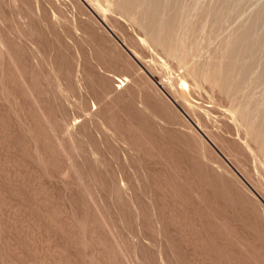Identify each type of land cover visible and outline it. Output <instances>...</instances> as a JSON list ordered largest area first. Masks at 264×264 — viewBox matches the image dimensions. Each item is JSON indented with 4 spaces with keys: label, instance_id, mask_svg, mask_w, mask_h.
<instances>
[{
    "label": "rangeland",
    "instance_id": "rangeland-1",
    "mask_svg": "<svg viewBox=\"0 0 264 264\" xmlns=\"http://www.w3.org/2000/svg\"><path fill=\"white\" fill-rule=\"evenodd\" d=\"M0 264H264V0H0Z\"/></svg>",
    "mask_w": 264,
    "mask_h": 264
},
{
    "label": "bare ground",
    "instance_id": "bare-ground-1",
    "mask_svg": "<svg viewBox=\"0 0 264 264\" xmlns=\"http://www.w3.org/2000/svg\"><path fill=\"white\" fill-rule=\"evenodd\" d=\"M181 86L183 87V88H185L187 85H186V82L184 81V80H181Z\"/></svg>",
    "mask_w": 264,
    "mask_h": 264
}]
</instances>
